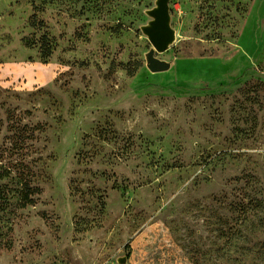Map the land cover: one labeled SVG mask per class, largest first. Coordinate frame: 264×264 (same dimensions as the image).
I'll return each instance as SVG.
<instances>
[{
    "label": "rangeland",
    "instance_id": "rangeland-1",
    "mask_svg": "<svg viewBox=\"0 0 264 264\" xmlns=\"http://www.w3.org/2000/svg\"><path fill=\"white\" fill-rule=\"evenodd\" d=\"M157 2L0 0V264H264V0Z\"/></svg>",
    "mask_w": 264,
    "mask_h": 264
},
{
    "label": "water",
    "instance_id": "water-1",
    "mask_svg": "<svg viewBox=\"0 0 264 264\" xmlns=\"http://www.w3.org/2000/svg\"><path fill=\"white\" fill-rule=\"evenodd\" d=\"M150 15L153 20L144 28V31L156 50L163 52L169 47L175 36L170 24L169 0H158L157 7L150 11ZM149 67L152 71L158 72L169 69L170 64L157 57H151ZM119 261L125 263L127 258H120Z\"/></svg>",
    "mask_w": 264,
    "mask_h": 264
},
{
    "label": "trees",
    "instance_id": "trees-1",
    "mask_svg": "<svg viewBox=\"0 0 264 264\" xmlns=\"http://www.w3.org/2000/svg\"><path fill=\"white\" fill-rule=\"evenodd\" d=\"M25 203L28 202V203H31L33 202V200L30 198V190L27 188L25 190V194H24V197H23Z\"/></svg>",
    "mask_w": 264,
    "mask_h": 264
}]
</instances>
